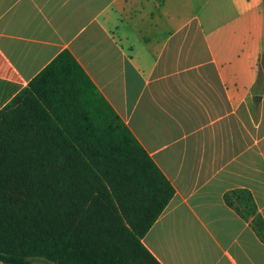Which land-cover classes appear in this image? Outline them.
<instances>
[{"label": "crops", "instance_id": "1", "mask_svg": "<svg viewBox=\"0 0 264 264\" xmlns=\"http://www.w3.org/2000/svg\"><path fill=\"white\" fill-rule=\"evenodd\" d=\"M233 2V3H232ZM264 0H0V108L66 49L173 188L159 264H264Z\"/></svg>", "mask_w": 264, "mask_h": 264}, {"label": "trees", "instance_id": "2", "mask_svg": "<svg viewBox=\"0 0 264 264\" xmlns=\"http://www.w3.org/2000/svg\"><path fill=\"white\" fill-rule=\"evenodd\" d=\"M172 194L68 50L0 108V263L159 264L141 237ZM222 199L264 240L248 190Z\"/></svg>", "mask_w": 264, "mask_h": 264}, {"label": "rangeland", "instance_id": "3", "mask_svg": "<svg viewBox=\"0 0 264 264\" xmlns=\"http://www.w3.org/2000/svg\"><path fill=\"white\" fill-rule=\"evenodd\" d=\"M259 63H260V59H259ZM262 72H264V66H262L261 63H260L258 65V68H257V73L258 74H262ZM0 264H2V263H0ZM31 264H47V263H44V262L39 261V260H36V261L32 262Z\"/></svg>", "mask_w": 264, "mask_h": 264}]
</instances>
